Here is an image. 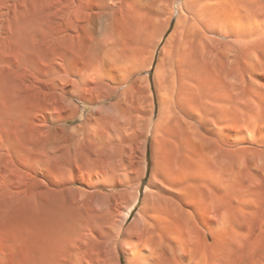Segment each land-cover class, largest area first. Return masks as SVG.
<instances>
[{"label":"rangeland","instance_id":"obj_1","mask_svg":"<svg viewBox=\"0 0 264 264\" xmlns=\"http://www.w3.org/2000/svg\"><path fill=\"white\" fill-rule=\"evenodd\" d=\"M202 1L233 23L224 26L231 33L215 36L213 52L201 54L180 78L175 104L165 95L166 41L174 15L161 43H148L144 52L137 48L146 61L153 55L152 63L129 85L147 91L137 87L126 96L121 91L93 108L73 100L52 109L58 116L73 107L80 112L77 119L59 124L67 128L81 125L92 110H107L125 129L122 155L108 161L109 171L103 174L93 169V155L102 145L101 134L89 124V147H83L80 169L56 168L58 183H42L40 197L11 170L15 183L0 195V264H60L69 236L89 252L98 246L89 243V224L97 227L99 211L111 208L122 221L137 202L131 215L135 222L130 218L123 224L116 255L109 258V263L128 264L130 252L122 250L140 230L142 218L153 214L160 189L173 191L180 204L176 220H162L164 230L171 237L184 236L186 245V257L169 264H264V0ZM156 12L138 16V23L146 25V39L141 36L146 42L157 40L166 22L164 12ZM125 38L123 47L134 49L132 36ZM31 95L19 101L18 111L34 103ZM112 144H105L108 153L116 148Z\"/></svg>","mask_w":264,"mask_h":264},{"label":"bare ground","instance_id":"obj_2","mask_svg":"<svg viewBox=\"0 0 264 264\" xmlns=\"http://www.w3.org/2000/svg\"><path fill=\"white\" fill-rule=\"evenodd\" d=\"M201 1L0 0V195L7 194L15 183L11 170L33 188L32 194L38 198L42 183L49 186L58 183L56 168L80 169L83 147H89V129L86 130L89 124L101 134L102 145L93 155V169L102 174L109 171L108 161L122 155L123 126L117 125L107 110L101 108L98 112L92 110L81 125L67 128L59 124L77 119L80 112L73 107L58 116L52 109L68 106L73 100L93 108L112 100L121 91L124 96L134 94L139 85L133 82L130 86L131 78L141 70L147 71L153 58L152 55L146 61L142 58L145 54L139 53L142 48V52L146 51L145 47L150 48L148 43H161L175 15L174 28L166 41L165 59L168 83L165 95L172 102L177 97L180 78L196 58L213 52L211 44L215 36L226 37L231 33L224 26L231 27L233 23L222 15H215L216 11L212 12L209 4ZM156 10L163 11L167 19L157 32V40L152 36L153 41L146 42V34H143L146 25L142 24L144 21L138 23V16L145 11L154 17ZM127 35L132 36L136 48L123 47L122 37L127 38ZM141 39L145 41L143 44ZM139 57L146 62L141 64L143 60ZM139 89L144 92L146 87ZM32 91L37 94H29ZM26 95L27 98L35 95V101L32 100L34 103L26 111H18L17 104ZM133 98L131 95L130 99ZM120 100L117 101L121 103L123 99ZM170 103L169 108H172L171 104L175 103ZM132 132L128 133L129 140ZM167 136L170 137V133ZM109 142L116 147L110 154L105 148ZM154 198L153 214L142 218L140 230L122 250L123 254L130 252L128 264H169L174 259L186 257L184 236L171 237L162 222L178 218V198L169 189H160ZM136 203L122 221L116 220L115 210L101 209L97 227L89 224V243H98L97 248L91 247L88 252L77 247L69 236V246L60 251H63L60 264H115L109 263V258L114 256L123 224L131 218Z\"/></svg>","mask_w":264,"mask_h":264},{"label":"trees","instance_id":"obj_3","mask_svg":"<svg viewBox=\"0 0 264 264\" xmlns=\"http://www.w3.org/2000/svg\"><path fill=\"white\" fill-rule=\"evenodd\" d=\"M132 214H133V212H132ZM132 214H131V215H132Z\"/></svg>","mask_w":264,"mask_h":264}]
</instances>
